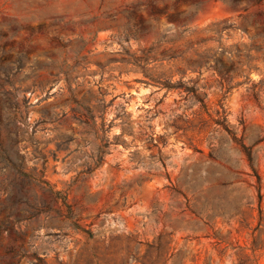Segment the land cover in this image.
I'll list each match as a JSON object with an SVG mask.
<instances>
[{
  "label": "rangeland",
  "instance_id": "1",
  "mask_svg": "<svg viewBox=\"0 0 264 264\" xmlns=\"http://www.w3.org/2000/svg\"><path fill=\"white\" fill-rule=\"evenodd\" d=\"M0 264H264V0H0Z\"/></svg>",
  "mask_w": 264,
  "mask_h": 264
},
{
  "label": "trees",
  "instance_id": "2",
  "mask_svg": "<svg viewBox=\"0 0 264 264\" xmlns=\"http://www.w3.org/2000/svg\"><path fill=\"white\" fill-rule=\"evenodd\" d=\"M155 82H157L158 84H161L163 87L167 88L168 90L174 88V86H173L171 83H169V82H163V83H161L160 81H155ZM225 128H226L229 132H231L227 127H225ZM233 139L235 140V142H236L237 144L240 145L242 151L245 152V154H246V156H247V159H248V161H249V164H250V166H251L252 170L254 171V174H255V176H256V178H257V182H258V184H260V183H261V178H260V176L258 175V173L256 172L255 168L253 167V163H254V162H253V155H252V151H251L250 147L246 146L245 143H244L243 141L237 139L236 137H233Z\"/></svg>",
  "mask_w": 264,
  "mask_h": 264
}]
</instances>
